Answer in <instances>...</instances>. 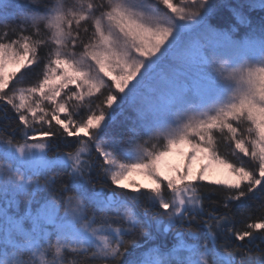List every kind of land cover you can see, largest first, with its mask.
Instances as JSON below:
<instances>
[{"label": "snow or ice", "instance_id": "snow-or-ice-1", "mask_svg": "<svg viewBox=\"0 0 264 264\" xmlns=\"http://www.w3.org/2000/svg\"><path fill=\"white\" fill-rule=\"evenodd\" d=\"M41 5L0 0V120L18 121L0 127V264H264V22L236 39L208 23L211 0ZM25 68L35 82L12 83Z\"/></svg>", "mask_w": 264, "mask_h": 264}, {"label": "trees", "instance_id": "trees-1", "mask_svg": "<svg viewBox=\"0 0 264 264\" xmlns=\"http://www.w3.org/2000/svg\"><path fill=\"white\" fill-rule=\"evenodd\" d=\"M256 0H223L222 3L220 5H217L213 11L210 13L209 18H208V23L210 25H212L213 27L217 28V29H221V30H226V29H230L232 27L236 28V32L234 33V38L236 39H241L243 38L246 33H248L251 28L256 27L258 28L260 26V24L262 22H264L263 19V12L257 11L256 9H254L252 7V4L255 2ZM13 5H22L27 3V0H11ZM51 0H42V5L43 4H47L50 3ZM69 4H75V3H79V0H68ZM241 5H243V7H240ZM234 10H238L242 13V16L246 19V21L248 23H240L237 20L236 15L234 14ZM9 13L11 14H15L17 12L16 7H12L8 9ZM25 35H31L32 32L31 30L25 31L24 32ZM15 38V37H13ZM41 39H47V30L41 26V36L39 37ZM33 39H37L36 36H33ZM50 50L48 45H43L38 49V54L41 57L46 56L47 52ZM34 69H36V72L38 73L41 67H37L36 65H33ZM25 73H28L27 75H25ZM17 80L20 81V85L19 86H30L31 84H33L36 80V75L34 73L27 71H24V73L20 76H18L16 79L13 80L12 83H15ZM96 99V98H94ZM96 102H99L98 100ZM8 115L10 117V120L8 121H4V120H0V127H2L5 124H10V127L7 131L6 134H11L12 129L17 128L18 125V121L15 119V114L11 111V108L9 106V112ZM61 118H63V114L61 116ZM54 124V122H53ZM20 137V133L19 131H17V135H16V139L19 140ZM53 140H55V138H51ZM77 138L76 137H68L66 140H60L56 143H54V150L52 152L49 153L50 156H54L57 154V150L59 153H64V152H69V151H74L76 145L74 143H72L73 141H75ZM220 151L221 153H227L228 150L225 148L224 144H220ZM229 159L234 160L235 157L229 156ZM246 160V158H245ZM94 178H96V180H94V182L96 183V187H100L101 185H103L105 187L106 191H110L113 187L116 186H112L111 183L104 177L103 173L101 172L99 174V176H96L94 174ZM60 179L63 180L64 183H68V177L65 173V171L61 170L60 171ZM41 183H43V177H41ZM206 185H208L207 188L204 189V195H205V209L207 210H211V205L213 204V202H218L221 200L222 198V194L219 192L218 188L219 186H215L212 183H205ZM57 187H60L59 183L57 184ZM124 190H120L118 189V192H123ZM126 191V190H125ZM74 194V193H72ZM131 203V201H130ZM137 212H142L143 209L140 207L136 208ZM155 211V210H154ZM111 215V214H110ZM261 215L260 212L258 211H254L252 214V219L255 220L257 219L259 216ZM153 218H156L155 216H153ZM248 222H252L251 220H249ZM236 228H241L242 225L240 223V218H237V223H236ZM193 227H195V225H193ZM172 232H177V231H184L183 229H172ZM258 234V233H257ZM131 237H126V239H130ZM247 239V238H246ZM137 240L139 243L143 244L144 243V238L143 237H137ZM161 240L164 241L167 246L170 248L173 245L174 242V237H172L171 235L167 236L166 240L163 236H161ZM203 242V241H202ZM221 243H224L223 240H221ZM231 243L235 244H240L243 242L240 241H236L233 240ZM123 259H128L127 255H125V257Z\"/></svg>", "mask_w": 264, "mask_h": 264}, {"label": "rangeland", "instance_id": "rangeland-1", "mask_svg": "<svg viewBox=\"0 0 264 264\" xmlns=\"http://www.w3.org/2000/svg\"><path fill=\"white\" fill-rule=\"evenodd\" d=\"M222 1H223V0H211V3H212V5H213V9H214L217 5H220V4L222 3ZM173 2H176V0H173ZM252 7H253L254 9H256L257 11L263 12V15H264V7L261 6V0H256V1L252 4ZM212 11H213V10H212ZM263 19H264V16H263ZM245 24H246V23H245ZM74 27H75V25H74ZM246 34H247V33H246ZM82 35H83V33H82ZM32 67H33V66H32ZM27 70H28L27 68L19 70V71L17 72V76L15 77V79H16L18 76L22 75V74L24 73V71H27ZM8 71H9V72H11V71H15V69L12 68V67H9V68H8ZM12 82H13V81H12ZM71 87H74V86H71ZM6 91H7V90H6ZM94 98H95V97H94ZM94 98H93V99H94ZM132 116H133V113H131V112H125L123 115H119V116L117 117V122H116V125H115V128H116L117 132H119V131L121 130V128H122V122L125 121L126 117L130 118V117H132ZM129 123H130V120H129ZM37 127H39V125H37ZM81 135H83V134H81ZM30 142H34V141H30ZM117 154H119V153H117ZM95 155H96V154L93 153V158H95ZM246 159H247V158H246ZM169 160H170L172 163H181V158H180L179 156H173V157H170ZM184 163L186 164L187 161H184ZM198 166H199V165H198ZM218 178H221V177H220V176H211V177L209 178V180H208V181H205L204 183H209V184H210L214 179H218ZM93 179L96 180V178H94V177H93ZM134 179H137V180H139L140 183H142V184H146V185H148L149 187H151V181L145 179L143 176L136 175V176H134ZM109 182H110V181H109ZM112 186H114V185H112ZM97 188H98V187H97ZM120 190H124V189H120ZM145 190H146V189H142V191H145ZM124 191H125V190H124ZM126 191H130V190H126ZM20 209H21V211L24 210V198H23V197L21 198ZM90 211H91V209H90ZM161 241H162V240H161V237H160L159 239H157L156 241H154L153 244H154V245H155V244H159Z\"/></svg>", "mask_w": 264, "mask_h": 264}]
</instances>
